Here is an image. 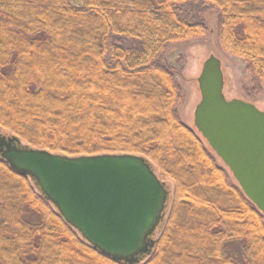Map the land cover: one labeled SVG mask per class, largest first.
Instances as JSON below:
<instances>
[{
	"label": "trees",
	"instance_id": "obj_1",
	"mask_svg": "<svg viewBox=\"0 0 264 264\" xmlns=\"http://www.w3.org/2000/svg\"><path fill=\"white\" fill-rule=\"evenodd\" d=\"M264 93V0H0V130L51 153L143 157L173 184L140 264H264V215L180 119L163 62L203 39ZM0 264H123L88 245L0 158Z\"/></svg>",
	"mask_w": 264,
	"mask_h": 264
},
{
	"label": "water",
	"instance_id": "obj_2",
	"mask_svg": "<svg viewBox=\"0 0 264 264\" xmlns=\"http://www.w3.org/2000/svg\"><path fill=\"white\" fill-rule=\"evenodd\" d=\"M194 126L264 215V111L224 96L220 61L209 56L197 78ZM0 158L35 181L63 221L92 248L123 264L151 256L171 198L143 157L51 153L0 134Z\"/></svg>",
	"mask_w": 264,
	"mask_h": 264
},
{
	"label": "rangeland",
	"instance_id": "obj_3",
	"mask_svg": "<svg viewBox=\"0 0 264 264\" xmlns=\"http://www.w3.org/2000/svg\"><path fill=\"white\" fill-rule=\"evenodd\" d=\"M204 20L213 31L211 34L203 39L173 45L166 49L163 54L164 64L174 72L184 95L183 103L178 109L179 117L189 129L199 136L201 135L194 126V111L200 101L197 78L200 75L204 61L209 56H214L221 63L225 98L227 100H241L253 104L260 111H264V93L259 95L248 93L251 82L245 71V63L239 58L224 53L220 48L215 34L216 20L214 12L211 10L206 11ZM0 134L7 135L1 130ZM203 143L206 147H209L205 140H203ZM216 160L220 166L224 167L218 157ZM156 174L158 175L157 171ZM163 182L170 188L172 193V182L170 180H164Z\"/></svg>",
	"mask_w": 264,
	"mask_h": 264
}]
</instances>
